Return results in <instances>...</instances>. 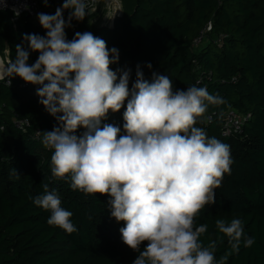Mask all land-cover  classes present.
I'll use <instances>...</instances> for the list:
<instances>
[{"label":"trees","instance_id":"trees-1","mask_svg":"<svg viewBox=\"0 0 264 264\" xmlns=\"http://www.w3.org/2000/svg\"><path fill=\"white\" fill-rule=\"evenodd\" d=\"M119 1L123 15L112 27L94 22L100 14L97 9L74 32L72 22L66 35L71 40L76 32L89 31L105 40L109 49L116 47L119 62L110 67L131 69L129 87L139 65L146 79L152 71L167 75L174 91L196 85L226 101L208 107L205 116L211 117L210 123L196 125L230 145L233 163L231 173L214 190L216 202L206 205L195 222L208 225L200 238L205 246L220 238L218 261L231 249L216 228V219H242L245 236L255 243L249 248L241 244L226 264H264V0ZM64 17L67 20L68 11ZM12 18V12H0V56L9 51V59L15 58L23 34H46L26 16L15 23ZM209 22L214 28L209 41L193 50L194 40ZM221 35L226 36L223 44H215ZM37 58L38 53H31L29 63ZM37 87L19 77L11 87L0 81V104L5 106L0 113V264H132L138 253L123 243L119 229L125 224L110 216L109 197L86 196L73 191L68 180L52 176V151L43 146L42 135L35 136L37 131H51L57 122L39 103ZM126 103L119 112L109 111L102 125L113 124L123 132ZM230 110L252 117L242 135L223 137ZM16 115L31 122L27 132L15 127ZM83 131L78 129L77 135ZM43 183L58 190L61 207L73 213L70 219L77 232L67 234L50 226L51 212L33 204L30 197L43 192Z\"/></svg>","mask_w":264,"mask_h":264},{"label":"clouds","instance_id":"clouds-1","mask_svg":"<svg viewBox=\"0 0 264 264\" xmlns=\"http://www.w3.org/2000/svg\"><path fill=\"white\" fill-rule=\"evenodd\" d=\"M43 2L47 7L48 0ZM5 8L7 0H0V11ZM12 11L20 15L19 9ZM95 12L89 0H64L54 14L38 13L46 34H23L15 58L0 59V81L11 87L19 77L38 86L39 103L57 122L51 131L41 132L43 146L52 151V176L68 180L73 191L86 196L109 197L110 216L125 224L119 229L123 243L138 253L132 264H226L241 244L249 248L255 243L245 236L242 219H216L231 249L218 261L220 238L205 246L200 238L208 225L195 222L206 205L216 202L214 190L233 163L230 145L196 125L210 123L208 107L226 101L196 85L174 91L167 75L152 71L146 79L139 65L129 87L131 69L110 67L119 62L116 47L109 49L89 31L67 39L65 29L73 20ZM33 52L38 58L30 64ZM146 66L152 69L151 63ZM125 102L123 132L113 124L102 125L109 111L119 112ZM13 175L20 177L15 169ZM42 188L30 199L51 212L47 223L67 234L77 232L58 190L47 183Z\"/></svg>","mask_w":264,"mask_h":264},{"label":"built area","instance_id":"built-area-1","mask_svg":"<svg viewBox=\"0 0 264 264\" xmlns=\"http://www.w3.org/2000/svg\"><path fill=\"white\" fill-rule=\"evenodd\" d=\"M110 0H89V2L92 4L93 7L98 9V6L102 2H106ZM114 2H117L118 8L114 9L113 12L110 14L109 17H113L114 21L117 19V17H122L123 15V9L121 2L119 0H113ZM28 5V10H25L23 8V4ZM119 3V4H118ZM62 0H48V6L46 7L45 4L41 2V0H7V8H5L3 11L0 12H12L13 8H17L20 11V15L17 17L13 13L12 21L15 23L19 21V19L23 16H29V19L33 22H35L39 27L40 23L37 19L38 13H47V14H54L55 10L58 7L62 6ZM64 13H67V10H65ZM94 14V13H89ZM74 25L72 26V31L74 32L81 21H72ZM213 23L209 22L201 31L199 36L194 40L193 42V50L197 51L198 49L202 48L208 41H209V35L213 32ZM226 36L221 35L215 40V44L222 45ZM67 39L69 37L67 36ZM70 40V39H69ZM200 83V82H199ZM5 108L4 105L0 104V113L3 112V109ZM251 114H248L247 116L243 117L240 116L237 112L234 110H230L227 112L225 117V124H224V130H223V137H229L232 135H242L244 132V126L245 123L251 119ZM14 125L16 128L22 130L23 132H27L31 127V122L27 118H20L18 115H16ZM41 135L40 131H37L36 133V139H39Z\"/></svg>","mask_w":264,"mask_h":264},{"label":"rangeland","instance_id":"rangeland-1","mask_svg":"<svg viewBox=\"0 0 264 264\" xmlns=\"http://www.w3.org/2000/svg\"><path fill=\"white\" fill-rule=\"evenodd\" d=\"M117 8H118L117 2H114L113 0L102 2L100 4V7L98 8V11L100 12L99 18H97L94 22L97 23V22L101 21L102 24L112 25L114 22V18L109 17V16L113 12V10L117 9ZM101 23H100V25H101ZM0 58L7 61L9 59L8 51L5 53L4 56H0Z\"/></svg>","mask_w":264,"mask_h":264},{"label":"crops","instance_id":"crops-1","mask_svg":"<svg viewBox=\"0 0 264 264\" xmlns=\"http://www.w3.org/2000/svg\"><path fill=\"white\" fill-rule=\"evenodd\" d=\"M96 12H97V10H96ZM114 22H115V21H114ZM114 22H113V23H114ZM101 25H102V26H110V27L113 26V24H112V25H106V24H102V23H101ZM6 52H7V51H6ZM8 53H9V51H8ZM1 58H2V57H1Z\"/></svg>","mask_w":264,"mask_h":264},{"label":"water","instance_id":"water-1","mask_svg":"<svg viewBox=\"0 0 264 264\" xmlns=\"http://www.w3.org/2000/svg\"><path fill=\"white\" fill-rule=\"evenodd\" d=\"M41 2L44 4L43 0H41ZM27 18H29V16H27Z\"/></svg>","mask_w":264,"mask_h":264},{"label":"bare ground","instance_id":"bare-ground-1","mask_svg":"<svg viewBox=\"0 0 264 264\" xmlns=\"http://www.w3.org/2000/svg\"><path fill=\"white\" fill-rule=\"evenodd\" d=\"M1 59V58H0Z\"/></svg>","mask_w":264,"mask_h":264}]
</instances>
